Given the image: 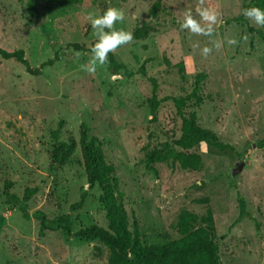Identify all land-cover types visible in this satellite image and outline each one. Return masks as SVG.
Here are the masks:
<instances>
[{"label": "rangeland", "instance_id": "obj_1", "mask_svg": "<svg viewBox=\"0 0 264 264\" xmlns=\"http://www.w3.org/2000/svg\"><path fill=\"white\" fill-rule=\"evenodd\" d=\"M156 1L84 0L77 6L44 1L30 6L25 0H0V48L24 50L33 69L57 56L38 76L29 74L21 63L0 57V194L6 182L12 183L11 192L19 197L27 188L37 189L28 202L30 214L41 210L49 219L71 214L73 222L72 234L47 231L39 237L40 223L25 220L17 206L3 199L0 264L107 263L103 245L74 236L93 225H108L100 189H87L80 146L83 123L89 126L90 137L99 138L104 162L114 167L113 180L125 194L122 208L129 229L138 223L144 245L179 239L182 210L202 216L211 208L222 264H264V148L257 146L264 139V41L246 25L231 21L242 15L245 5L253 7L252 0H205V6L221 13L213 37L180 29L186 11L195 16L198 0H162L154 19L149 12ZM109 7L125 12L118 29L133 33L148 22L153 30L148 38L109 54L108 60L113 55L124 67L117 75L109 63L89 75L81 66L91 60L97 38L86 16L102 15ZM244 35L246 42L241 39ZM228 38L239 40V46L225 42L207 59L202 57V48ZM72 44L83 50L76 51ZM143 64L148 76L158 81L159 98L191 93L197 76L205 74L199 92L202 103L190 105L187 115H194L195 127L212 130L237 153H220L199 143L191 150L202 157L199 172L184 171L171 161L156 164L154 170L147 168V153L162 144L180 151L174 141L181 136L182 122L171 101L161 104L152 122L147 103L152 85L137 74ZM60 123L59 141L77 142L65 166L51 157L57 144L52 132ZM240 161L244 166L233 177ZM84 192L82 208L71 211ZM238 192L252 217L233 226L239 216ZM205 197L208 205L196 202Z\"/></svg>", "mask_w": 264, "mask_h": 264}, {"label": "trees", "instance_id": "obj_2", "mask_svg": "<svg viewBox=\"0 0 264 264\" xmlns=\"http://www.w3.org/2000/svg\"><path fill=\"white\" fill-rule=\"evenodd\" d=\"M31 6L34 3L49 1L51 3L61 2L67 5H81L84 0H25ZM252 5L264 9V0H252ZM245 5L244 9L249 8ZM162 8V0H157L150 9L149 15L157 18L159 10ZM103 14V13H102ZM232 22L246 25L250 33H257L264 41V27L254 29L249 26L248 20L243 15L235 17ZM153 30L148 22L137 26L134 31V40L148 38ZM76 51L83 50L79 44H72ZM0 57L4 60H14L26 67V71L31 75H40L42 68L53 65L57 56L41 66L40 69L31 68L26 59L24 50L13 52L0 48ZM109 69L114 75H117L124 67L119 64L113 55H110ZM137 74L148 79L152 85V95L148 98L147 103L150 108L152 122H155L159 113L161 104L171 101L181 119V136L174 141L176 150L170 143H164L160 148H155L147 153L145 159L146 167L154 170V166L159 163L171 161L178 164L184 171L199 172L203 169V160L201 155L191 152L199 143H203L214 150L225 153H237L235 147L230 143L220 140L219 136L209 129H201L194 126V115H187L186 109L195 103L200 105L202 98L199 95L202 82L206 75L201 73L197 76L195 86L191 93L184 96H167L159 98V84L157 79L149 77L145 64L140 66ZM134 75V74H132ZM62 123L52 132L56 146L51 153L52 160L60 166L67 165L73 157L77 142L70 139L68 142L59 141ZM89 126L86 123L81 125L80 129V146L82 153L83 166L87 178V189L93 190L99 188L101 191L100 199L106 212L107 227L93 225L82 229L74 234L75 238L84 242H97L103 245L107 251L106 264H222L218 241L215 229V219L211 208L207 209L206 214L200 216L190 210H182L177 222V231L179 239L166 244L144 245L143 239L145 234L139 229L135 221L132 230L129 229L128 221L122 208L125 194L118 189L113 176L114 167L104 162L100 153L101 142L96 136H89ZM258 148H264V139L257 143ZM53 163V164H54ZM12 183H5V190L0 194V202L4 199L5 204H13L20 209L25 220L35 219L40 223L39 237H44L47 231L65 232L72 234L73 222L71 214L57 216L49 219L47 214L41 210L30 214L28 211V202L36 194L37 189L27 188L23 197L11 192ZM237 189V187H235ZM87 198V192L81 194L79 202L71 206V211L80 210ZM197 203L208 205V197L197 199ZM239 216L233 226L239 224L243 219L250 218L252 215L248 212L246 200L238 192ZM256 228L260 230V223L255 220ZM223 237V236H222ZM221 237V239H222Z\"/></svg>", "mask_w": 264, "mask_h": 264}, {"label": "clouds", "instance_id": "obj_3", "mask_svg": "<svg viewBox=\"0 0 264 264\" xmlns=\"http://www.w3.org/2000/svg\"><path fill=\"white\" fill-rule=\"evenodd\" d=\"M242 15L259 27H264V9L260 7H249L243 9ZM198 17V18H197ZM221 13L213 8L205 6V0H198L195 8V16L191 10L184 13L183 22L180 24L181 30H187L193 36L213 37L216 35V25L219 23ZM86 20L90 22L91 28L97 38L91 48L92 57L87 65H82V69L89 75H95L98 66H105L109 63L108 56L114 54L118 49L125 47L134 41V34L122 28L118 29L117 24H122L125 20V12L116 7L107 8L102 15L89 13ZM247 41L248 36L241 37ZM231 47L239 46L240 41L236 38H228L226 41L215 40L213 47L201 49V55L207 59L213 49L219 51L224 43ZM77 58L81 53H76Z\"/></svg>", "mask_w": 264, "mask_h": 264}, {"label": "water", "instance_id": "obj_4", "mask_svg": "<svg viewBox=\"0 0 264 264\" xmlns=\"http://www.w3.org/2000/svg\"><path fill=\"white\" fill-rule=\"evenodd\" d=\"M243 166H244V162H238L237 163V167H236V169L234 170V172H233V174H232V176L233 177H235V175L243 168Z\"/></svg>", "mask_w": 264, "mask_h": 264}]
</instances>
